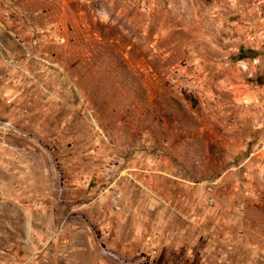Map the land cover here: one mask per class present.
Here are the masks:
<instances>
[{
	"label": "rangeland",
	"instance_id": "rangeland-1",
	"mask_svg": "<svg viewBox=\"0 0 264 264\" xmlns=\"http://www.w3.org/2000/svg\"><path fill=\"white\" fill-rule=\"evenodd\" d=\"M0 264H264V0H0Z\"/></svg>",
	"mask_w": 264,
	"mask_h": 264
}]
</instances>
